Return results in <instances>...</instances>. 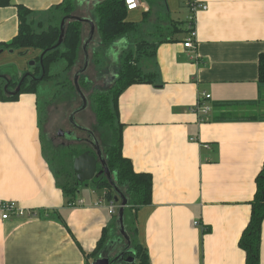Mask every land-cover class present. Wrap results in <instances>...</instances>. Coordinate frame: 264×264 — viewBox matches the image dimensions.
<instances>
[{
    "label": "crops",
    "instance_id": "0c3cea01",
    "mask_svg": "<svg viewBox=\"0 0 264 264\" xmlns=\"http://www.w3.org/2000/svg\"><path fill=\"white\" fill-rule=\"evenodd\" d=\"M62 1L10 0L0 7V46L18 33L17 6L47 25ZM198 1L207 9L194 15L192 48L183 46L190 37L184 0L153 2L138 34L116 42L130 50L137 35L151 43L172 39L138 64L156 75L155 84L130 86L118 98L122 155L136 173L152 178L151 204L136 212V239L150 264H245L238 242L264 163V88L258 84L264 0ZM76 6L78 12L82 6ZM148 8L143 3L129 11L128 20L140 23ZM9 50L0 48V76L27 73L18 56H40ZM197 104L210 108L202 120ZM57 182L44 154L37 93L0 100V203H14L24 214L0 218V264L93 263L90 254L103 230L112 232L116 215L88 185L90 195L79 190L75 198L83 203L68 205ZM110 238L99 255L114 253ZM259 259L264 264V220Z\"/></svg>",
    "mask_w": 264,
    "mask_h": 264
},
{
    "label": "trees",
    "instance_id": "16d2710c",
    "mask_svg": "<svg viewBox=\"0 0 264 264\" xmlns=\"http://www.w3.org/2000/svg\"><path fill=\"white\" fill-rule=\"evenodd\" d=\"M153 2V0H143V3H146L149 8L143 14L140 23L128 20L129 11H127L125 0H101L95 3L93 19L97 25L101 45L109 47L122 38L138 34L137 32L147 19H150L149 14ZM9 4L10 0H0V7ZM75 9L73 0H63L60 5L55 7V15L51 18L50 24L44 25L42 23L35 24L31 20V11L23 6H17L18 33L10 43L3 44L0 48L13 49L20 54L30 50L37 51L40 55L45 52L40 65L43 74L39 62H37L38 66L34 67V70H36L29 74L21 85L19 93L13 96L3 91L4 81L0 76V100L16 101L22 94H36L39 87L51 83L50 76L54 75L55 77L61 73H70L76 65L82 45L81 24L77 21L66 22L61 45L54 50L52 48L58 42L62 19L74 15ZM163 42H172V39L159 40L157 43L161 44ZM133 43L135 45L134 49L128 50L122 57L117 78L114 82L115 86L108 93L99 95L94 101L97 124L107 126L112 134L108 137L109 140L106 141L105 158L103 157L111 182L104 172L102 176L92 182L83 184L77 182L72 171V162L83 152H59V155L53 158L52 162H57L59 165L58 173L61 174L62 180L55 173L58 179L57 184L67 198L68 205L72 206L75 202L79 188L87 185L94 190L101 191L102 198L107 202H115V197L126 201V207L123 211V227L126 233L125 226L129 219L132 236L128 237L126 234L127 239L124 238L126 250L121 264H150L146 250L136 239V212L140 208L151 204L152 178L149 174L136 173L133 170L131 161L122 155L123 125H121L118 118V98L130 86L155 84L156 75L154 73H144L138 63L142 59L141 55L144 57L154 55L157 43L138 39H135ZM60 63H64V67L57 69ZM258 84L264 88V51L258 58ZM7 86L10 90L16 84L7 83ZM116 203L120 206L119 202ZM250 207L249 221L241 234L238 246L245 253V264H260L261 226L264 220V163L256 178V191L250 202ZM116 222L119 224L118 211ZM107 234L108 229L105 228L94 251L90 254L91 258L96 259L98 257L99 252L109 239ZM129 258H132L133 262H127Z\"/></svg>",
    "mask_w": 264,
    "mask_h": 264
},
{
    "label": "rangeland",
    "instance_id": "374dc122",
    "mask_svg": "<svg viewBox=\"0 0 264 264\" xmlns=\"http://www.w3.org/2000/svg\"><path fill=\"white\" fill-rule=\"evenodd\" d=\"M73 1L76 7L73 14L82 18H90L93 21L95 27L94 38L87 51L89 59L87 70H85L83 74L78 77L76 82L79 87V91L82 93V96L85 99L86 105L84 110L74 117V121L76 122V124L87 129L91 132V134L73 129L77 138H79L81 141L84 139H89L88 143L90 145L88 143L84 144L76 141L67 143L62 137L58 138L56 136L58 130L72 131V126L68 121L69 116L75 109H79L82 105V100L76 92L74 84V76L76 75L78 69L84 66V55L81 49L78 54L79 58L77 59L76 65L70 71V73H61L60 75L55 77L54 75L50 76L51 83L44 84L43 86L39 87V90L37 92L44 154L54 173L59 176V179H61V174L58 173L59 165L57 162H52L53 158H56L59 155V152H84L88 149H91L92 152H96L95 144H97L102 157L105 158L104 151L106 149V141L107 139L109 140L108 137L112 134L107 126H99L97 124L94 101L98 98L99 95L108 93L115 86L114 82L117 78V73L122 57L128 51L126 44H124L125 41L114 43L109 47H103L101 45L99 34L97 32V25L93 19V0ZM153 1L155 2L158 0ZM76 5L82 6V8L78 12H76ZM183 9L184 11L186 10V8ZM188 14L189 15L185 19L190 16V13ZM80 24L82 27V44L86 39L88 32H90V27H88V25L84 23ZM181 28L183 27L181 26ZM176 33L182 35L183 37V33ZM137 38L139 40H142L140 35H137ZM126 39H130V37H127ZM129 42H131V40H129ZM131 48H133V45H131ZM38 53L39 52H37V54ZM25 57L28 59L27 64L23 60ZM36 58L37 57H35L31 52V54L26 56H18L17 59L20 60L22 65H26L25 68H27V73L31 74L36 70H34V67L38 66L37 62H39L40 57L38 56V58ZM31 62H35V65H30ZM12 67L15 68V70L13 71L17 72L16 67ZM63 67L64 63H60L57 66V69H62ZM3 75L4 76H1L4 81V84L2 85L3 91L4 87L7 86V83L16 84L17 86L20 78L22 77V75L20 74H13L11 72H5L3 73ZM16 86L14 88L12 86L10 90L7 86V90L13 91L15 90ZM79 190L81 192V197H85V194L90 195L89 187L84 188V186H82L79 188ZM74 204L78 205L76 203H73V205ZM129 221L130 220L128 219L126 222L125 235L127 234L128 237H131L132 229L129 228L131 227ZM108 237H111L109 243L115 246L113 247L114 253H110L107 255L113 258L116 255V251L120 250V248H123L126 244V241L121 234V228L119 227V224H117V222L116 225H114L112 232H110V230L108 231Z\"/></svg>",
    "mask_w": 264,
    "mask_h": 264
},
{
    "label": "water",
    "instance_id": "95a60500",
    "mask_svg": "<svg viewBox=\"0 0 264 264\" xmlns=\"http://www.w3.org/2000/svg\"><path fill=\"white\" fill-rule=\"evenodd\" d=\"M94 1H100V0H94ZM144 5L146 7L147 4L144 3ZM69 21H77L80 23H87L90 27V32L88 34L87 39L82 43L81 45V50L82 53L84 55V66L81 67L76 75L74 76V84H75V89L76 92L78 93L79 97L81 98V100L83 101V106L81 107V110H84L85 108V99L84 97L81 95V92L79 91V87L77 85V79L78 77L87 69L88 66V46L93 38L94 32H95V27L94 24L92 22V20H90L89 18H80L77 16H67L65 18L62 19L61 23H60V35L58 38V42L56 43V45L53 46L52 50L58 48L61 43H62V39L64 36V28H65V23L69 22ZM10 53L13 52L12 49L9 50ZM45 52H43L40 55V59H39V66L42 64V58L44 56ZM30 65H35V62H31ZM41 67V66H40ZM41 71L43 74V69L41 67ZM29 76V73H25L22 75V77L20 78L15 90L13 91H7V86L4 87V91L7 92L9 95L13 96L19 93V90L21 88V85L23 84L24 80ZM74 113L71 114L70 117H73ZM81 129V127H80ZM62 135L64 134L63 131H59ZM95 148H96V156L95 155H90L88 152H84L81 155H79L78 157H76L73 162H72V171L73 174L75 175V178L77 180L78 183L83 184V183H89L91 181H93L94 177H98L100 175H103V172L108 176L109 178V173L107 171V169L105 168V162L104 159L101 155L100 150L98 149L97 144H95ZM100 164V166L102 167V170L97 171V165ZM111 182V180H110ZM115 202H119L120 206H119V210H118V220H119V227L121 228V234L123 235L124 238L127 239V236L125 235L124 229H123V211L124 208L126 207V201L122 198H114ZM121 256H124V251L121 253ZM117 258H114V260H110L108 257H105L103 255H100V257L96 258L92 264H113ZM127 262H133L132 258L127 259Z\"/></svg>",
    "mask_w": 264,
    "mask_h": 264
},
{
    "label": "built area",
    "instance_id": "2783aa9c",
    "mask_svg": "<svg viewBox=\"0 0 264 264\" xmlns=\"http://www.w3.org/2000/svg\"><path fill=\"white\" fill-rule=\"evenodd\" d=\"M189 11H190V16L188 19L189 25V30H190V37L184 42L183 46L187 49L192 48V39L195 38V32L193 29V22H194V15L197 11L199 10H206L207 7L203 5L201 2L198 0H184ZM125 5L127 8V11H134L138 9L139 7L143 6V3L140 2L139 0H125ZM204 99H209L208 95H203ZM209 107L204 106L203 104H197V106L194 108L195 114L199 117V120H202V117L207 115L209 112ZM103 199V198H101ZM76 203L78 205H81L83 203V200H77ZM101 203V200L97 201L96 205H99ZM107 208H108V213L110 215H116L117 211L119 209V205L116 202H107ZM0 214H1V219L2 220H8L11 217L19 218L22 217L23 211L16 207L14 203H0ZM194 225H197V223H194Z\"/></svg>",
    "mask_w": 264,
    "mask_h": 264
},
{
    "label": "flooded vegetation",
    "instance_id": "af4514ba",
    "mask_svg": "<svg viewBox=\"0 0 264 264\" xmlns=\"http://www.w3.org/2000/svg\"><path fill=\"white\" fill-rule=\"evenodd\" d=\"M81 95H82V93H81ZM83 106V101H82V105H81V107ZM81 107L79 108V109H75L71 114H73L74 113V115H73V117H70L71 116V114H70V116H69V119H68V121H69V123H70V125L72 126V131H63V130H61V131H63V135L59 132L60 130H58L57 131V133H56V136L59 138V137H62L64 140H65V142H67V143H71V142H74V141H76V142H80V143H88L89 142V139H84V140H80L79 138H77L76 137V135H75V133H74V131H73V129H76V130H79V131H83V132H86L87 134H91V132L90 131H88L87 129H85V128H83V127H81V129H80V126L79 125H77L76 124V122L74 121V117H75V115H77L78 113H80V112H82L83 110H81ZM89 144V143H88ZM90 145V144H89ZM68 147V146H67ZM84 152H88L90 155H95L96 156V152H92V150L91 149H88V150H86V151H84ZM83 152V153H84ZM100 169H101V166H100V164H98L97 165V171H100ZM100 176H102V175H100ZM100 176H98V177H100ZM98 177H94L93 178V180L94 179H96V178H98ZM92 182V181H91ZM122 253V252H121ZM118 257V259L113 263V264H121V263H123V258H124V256H121V254L120 255H116L115 257H113V258H110V257H108L110 260H114V258H117Z\"/></svg>",
    "mask_w": 264,
    "mask_h": 264
}]
</instances>
